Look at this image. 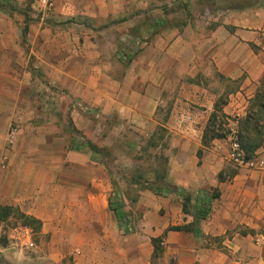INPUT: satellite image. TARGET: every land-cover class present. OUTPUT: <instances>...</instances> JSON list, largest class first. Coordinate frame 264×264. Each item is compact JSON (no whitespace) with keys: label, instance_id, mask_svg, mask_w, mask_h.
Instances as JSON below:
<instances>
[{"label":"crops","instance_id":"1","mask_svg":"<svg viewBox=\"0 0 264 264\" xmlns=\"http://www.w3.org/2000/svg\"><path fill=\"white\" fill-rule=\"evenodd\" d=\"M6 2L0 264H152L135 252L141 241L118 235L104 164L63 136L65 117L83 128L94 116L148 137L164 126L167 176L191 203L183 213L181 199L160 197L152 237L192 221L199 191L218 189L198 234L166 231L175 264H264V170L230 164L227 138L202 144L213 113L234 124L264 86V0L215 10L207 0H53L46 16L31 14L35 0ZM20 214L39 224L31 250L8 239Z\"/></svg>","mask_w":264,"mask_h":264},{"label":"rangeland","instance_id":"2","mask_svg":"<svg viewBox=\"0 0 264 264\" xmlns=\"http://www.w3.org/2000/svg\"><path fill=\"white\" fill-rule=\"evenodd\" d=\"M212 4L210 8H230V6H243L254 0H207ZM217 3V6L214 5ZM31 14L37 16L39 11L35 5L31 8ZM63 136L67 143L76 148H86L87 142H91L100 149L96 155L99 162L104 164V169L109 174L111 201L116 203V197L123 199V212L126 215V222L129 232L125 233L119 224L117 232L122 238L141 241L137 254L152 255L153 247L150 242L152 229L157 228L159 219L165 216L166 210L155 208L160 197L170 198L172 201H180L181 197L176 193L168 196L156 195L150 187L151 183L157 182L163 174H167V164L164 162L167 157V141L164 126L158 125L152 139L147 134H141L132 123H125L120 128V121L114 116L93 117L92 121L86 120L83 128L74 127L65 117ZM166 119L162 120V124ZM219 120L216 122L218 128ZM227 121L221 123V132L226 135ZM237 127V123H234ZM238 129V127H237ZM158 131V132H157ZM160 135H162L160 137ZM160 137V138H159ZM155 143V145L151 144ZM232 164V163H230ZM230 166L228 171L234 169ZM149 181V182H148ZM173 214V212H171ZM16 219V218H14ZM13 220L16 221L19 219ZM11 220V221H12ZM15 221V222H14ZM20 221V220H19ZM119 223V221L117 220ZM12 226V224L10 225ZM35 244L39 238L35 233ZM141 247V249H140ZM164 249L161 256L152 260V264H175L171 260L172 253L160 244ZM131 249V246L128 247ZM30 252V251H27Z\"/></svg>","mask_w":264,"mask_h":264},{"label":"trees","instance_id":"3","mask_svg":"<svg viewBox=\"0 0 264 264\" xmlns=\"http://www.w3.org/2000/svg\"><path fill=\"white\" fill-rule=\"evenodd\" d=\"M8 6L11 5H9V3L7 2L5 3V0H0V9L9 8ZM239 7L242 6H230V8ZM216 106L218 108V104ZM224 118V116H221L216 112L211 115L202 136L203 146H206L214 138H226V135L220 131L221 123L225 120ZM217 120H219L218 128H216L215 126ZM234 120L236 121L238 127L239 143L245 153V156L249 158L262 144H264V86L256 92L255 97L250 105V112L242 118L234 117ZM154 134H152L149 139H152ZM161 136L162 135H160V137ZM151 144L155 145V143L153 142H151ZM87 147L91 152V157L93 159H97L96 155L100 154V149L91 142H87ZM164 162L167 163V157H165ZM219 179H222V174L219 175ZM156 181L157 182L151 183L150 187L148 188L159 196H168L171 193H176L181 197L182 200V212L189 213V205L191 203V195L189 192L180 190L177 186H175L170 181L166 173ZM218 196V189H214L212 192L199 191L198 196L196 197L197 207L193 213L194 218L192 221L181 225L169 226L161 235L151 238V243L153 246V259L161 256L164 252V249L162 247L160 248V244L163 242L166 231L176 230L198 234L199 221L207 216L210 210V202L212 201V199L217 198ZM115 202L116 203H113L111 201V197L109 196V209L114 213L116 219L119 221V224L122 226L123 231L125 233H128L130 230L129 226L127 225L128 223L126 222V215L123 212V199L120 196H117ZM6 215H8L6 208L1 209L0 218L5 217ZM19 217L22 219L21 224L32 227L34 231L38 229L39 224L37 221L23 214H20Z\"/></svg>","mask_w":264,"mask_h":264},{"label":"built area","instance_id":"4","mask_svg":"<svg viewBox=\"0 0 264 264\" xmlns=\"http://www.w3.org/2000/svg\"><path fill=\"white\" fill-rule=\"evenodd\" d=\"M52 6L53 0H35V7L42 16L48 15L51 12ZM133 43L134 41L127 45V49L128 51L132 50V52H136L137 47H135ZM129 54H131V52ZM234 123H236V121H234ZM17 132V127H12L9 130L7 136L9 143H12ZM226 138L228 140L227 159L230 163L235 166L249 169L264 170V144H262L251 157L247 158L239 143L238 129L235 124H227ZM34 236L35 231L32 227L18 223L10 229L8 239L10 243L19 248L31 250L36 246Z\"/></svg>","mask_w":264,"mask_h":264}]
</instances>
